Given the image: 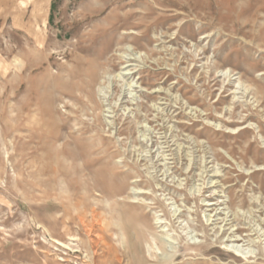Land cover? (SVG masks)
Listing matches in <instances>:
<instances>
[{"label":"rangeland","instance_id":"374dc122","mask_svg":"<svg viewBox=\"0 0 264 264\" xmlns=\"http://www.w3.org/2000/svg\"><path fill=\"white\" fill-rule=\"evenodd\" d=\"M0 264H264V0H0Z\"/></svg>","mask_w":264,"mask_h":264},{"label":"bare ground","instance_id":"6f19581e","mask_svg":"<svg viewBox=\"0 0 264 264\" xmlns=\"http://www.w3.org/2000/svg\"><path fill=\"white\" fill-rule=\"evenodd\" d=\"M210 205H212V204H210ZM229 251L232 252V253H234V254H236V255H238V256H240V254L238 253L239 251L236 248H234V249L232 248V250H229Z\"/></svg>","mask_w":264,"mask_h":264}]
</instances>
